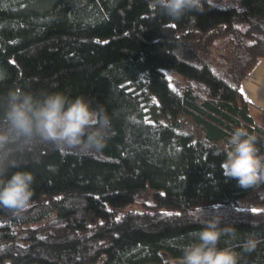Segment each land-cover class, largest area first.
<instances>
[{"label":"trees","instance_id":"obj_1","mask_svg":"<svg viewBox=\"0 0 264 264\" xmlns=\"http://www.w3.org/2000/svg\"><path fill=\"white\" fill-rule=\"evenodd\" d=\"M202 2L174 20L148 0H0V96L62 92L108 114L118 92L140 105L111 119L99 152L41 146L22 160L33 207L0 208V264H180L212 217L233 230L218 247L264 264V184L242 189L216 153L239 126L264 151L239 87L264 58V0Z\"/></svg>","mask_w":264,"mask_h":264},{"label":"clouds","instance_id":"obj_2","mask_svg":"<svg viewBox=\"0 0 264 264\" xmlns=\"http://www.w3.org/2000/svg\"><path fill=\"white\" fill-rule=\"evenodd\" d=\"M148 5L174 20L203 10L202 0H148ZM111 128L106 111L93 107L83 96L10 88L0 96V208L22 216L33 207L34 175L19 170L25 157L41 146L84 155L99 152L106 146ZM221 152L225 154L221 163L224 176L235 179L245 190L264 184V151L255 134L236 127L223 150L216 153ZM200 222L201 230L182 248L180 264H238L237 252L218 247L224 232L233 230L222 229L217 217ZM259 242L250 236L244 248L252 251Z\"/></svg>","mask_w":264,"mask_h":264},{"label":"crops","instance_id":"obj_3","mask_svg":"<svg viewBox=\"0 0 264 264\" xmlns=\"http://www.w3.org/2000/svg\"><path fill=\"white\" fill-rule=\"evenodd\" d=\"M239 87L248 102L253 121L264 127V58L258 61L252 74L242 80Z\"/></svg>","mask_w":264,"mask_h":264},{"label":"rangeland","instance_id":"obj_4","mask_svg":"<svg viewBox=\"0 0 264 264\" xmlns=\"http://www.w3.org/2000/svg\"><path fill=\"white\" fill-rule=\"evenodd\" d=\"M106 109L111 119L127 118L140 114L139 103L136 100L118 92H114L107 100ZM7 263L8 261L4 262V264Z\"/></svg>","mask_w":264,"mask_h":264}]
</instances>
